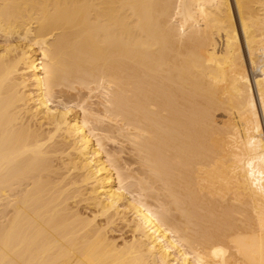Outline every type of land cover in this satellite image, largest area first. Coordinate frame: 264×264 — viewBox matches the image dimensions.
<instances>
[{
    "label": "bare ground",
    "instance_id": "1",
    "mask_svg": "<svg viewBox=\"0 0 264 264\" xmlns=\"http://www.w3.org/2000/svg\"><path fill=\"white\" fill-rule=\"evenodd\" d=\"M0 264H264V0H0Z\"/></svg>",
    "mask_w": 264,
    "mask_h": 264
},
{
    "label": "rangeland",
    "instance_id": "2",
    "mask_svg": "<svg viewBox=\"0 0 264 264\" xmlns=\"http://www.w3.org/2000/svg\"><path fill=\"white\" fill-rule=\"evenodd\" d=\"M232 6H233V4H232Z\"/></svg>",
    "mask_w": 264,
    "mask_h": 264
}]
</instances>
